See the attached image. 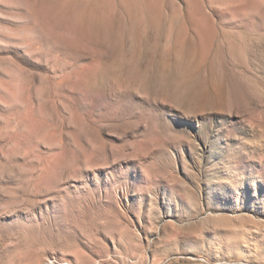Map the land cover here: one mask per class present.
Listing matches in <instances>:
<instances>
[{"label":"rangeland","instance_id":"1","mask_svg":"<svg viewBox=\"0 0 264 264\" xmlns=\"http://www.w3.org/2000/svg\"><path fill=\"white\" fill-rule=\"evenodd\" d=\"M0 264H264V0H0Z\"/></svg>","mask_w":264,"mask_h":264}]
</instances>
